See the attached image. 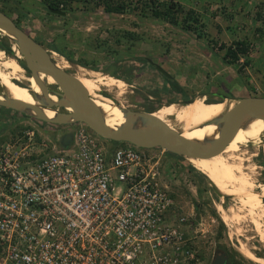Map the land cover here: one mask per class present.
Here are the masks:
<instances>
[{"label": "rangeland", "instance_id": "rangeland-1", "mask_svg": "<svg viewBox=\"0 0 264 264\" xmlns=\"http://www.w3.org/2000/svg\"><path fill=\"white\" fill-rule=\"evenodd\" d=\"M7 1L14 9H19L24 14L18 22L19 27L32 38L46 43L54 36H63L61 50L64 56L49 50L54 53L50 56L55 64L67 66L63 70L72 75L81 74L79 70L92 71L77 64V59L81 55L87 60H96L97 72L101 75L117 80L123 86L120 95H117L114 88L107 90L100 87L98 91L100 95L110 98L116 106L148 113V111H154L168 103L176 105L185 103L174 100L177 97L173 98L169 91L162 92L165 85L163 76L161 77L147 63L125 57L114 63L112 57L105 56L101 52L85 51L84 45L88 40L96 37L104 39L108 36L107 31L113 30L131 31L145 37L148 41L140 44L136 51L132 52V55L160 66L168 75L179 74L182 71L184 74L189 72L194 79H197L200 86L197 85V81H189L188 84L196 85V87H202L204 78H206V84L211 85L210 89L207 86L204 89L209 90L208 93L204 92L205 90L200 92L205 93L207 102L225 101L228 104H234L239 98L264 97V61L262 62L264 58H260L264 57V32L261 36L253 35L254 37L258 36V43L255 44L254 51L249 56V65L242 68V59L233 66H224L220 62L219 56H214L207 48L209 39L221 38L230 43L235 38L250 39L252 36L250 28L239 29L241 22L245 23L240 16L234 19L227 31L221 25L225 29L224 32H217L214 26L220 23L219 19L216 20L217 17L229 18L228 15L234 12L227 9L231 7L227 5L229 0H177L182 5L195 9L200 15L203 25L199 28V31L203 32V37L201 36L200 39L192 32H184L165 23L138 18L130 13L106 15L98 10L86 12L78 4L74 6L71 13L60 17L47 14L36 0H18V3H15L16 0ZM254 2L258 7L264 0H254ZM199 3L200 7L197 8ZM223 7H226V10H222ZM1 11L5 15H10V12L5 9H1ZM249 13L252 12L249 11ZM249 15L247 20L252 18L253 13ZM11 18L14 19V16ZM237 20L240 21V24L235 26ZM247 22L253 25V22ZM2 38L5 39L7 48L11 49L13 45L0 33V40ZM109 43L111 44V39H109ZM2 53L8 64L0 66V68L20 67L13 59L12 51H10V55L3 51ZM66 59H69L70 62ZM259 60L261 61L256 63ZM18 61L22 62L21 59ZM239 68L241 71L237 72ZM205 70L208 72L207 77L204 76ZM23 73L27 76V72L23 70ZM209 79H211L210 82H208ZM151 91H157V95H151ZM0 93H3L1 86ZM189 96L191 95L185 94L183 97L189 101L191 100ZM184 98L182 100H185ZM194 98H198V96H193L192 99ZM166 121L178 131L179 126L171 117H168ZM16 126L28 127L35 131L28 151L39 154V156L50 154L53 146L61 148L62 139H67L69 136L66 125H51L33 121L28 117H20L14 111L0 107V137L2 135L11 137L10 129H15ZM263 145L264 133L259 142L245 143L239 147L237 153L244 160L243 166H254L251 178L255 184L264 182ZM127 146L120 145V147ZM146 152H154L159 157L162 182L168 187V194L174 196L175 215L184 217L185 224L190 228V235L193 237L195 247L199 250L198 264H211L215 250L226 254L227 264H258L241 253L238 250L239 245H242L254 256L264 258V244H259L253 227L244 214L241 213V219L226 226L218 213L220 206L224 209L236 207L233 197H228L226 191L223 192V195L220 194L205 176L196 171L183 157V159L175 158L165 152L160 154L158 150L154 149H147ZM245 158L247 159L245 160ZM261 200L264 205V198Z\"/></svg>", "mask_w": 264, "mask_h": 264}, {"label": "built area", "instance_id": "built-area-1", "mask_svg": "<svg viewBox=\"0 0 264 264\" xmlns=\"http://www.w3.org/2000/svg\"><path fill=\"white\" fill-rule=\"evenodd\" d=\"M66 127L46 156L32 129L0 143V264H198L159 157Z\"/></svg>", "mask_w": 264, "mask_h": 264}, {"label": "water", "instance_id": "water-1", "mask_svg": "<svg viewBox=\"0 0 264 264\" xmlns=\"http://www.w3.org/2000/svg\"><path fill=\"white\" fill-rule=\"evenodd\" d=\"M51 14L63 17L64 13L51 10ZM0 31L16 48L27 77L32 79L39 94L29 92L35 105L16 102L6 96L0 100V107L17 113L33 121L51 125L83 124L96 136L115 143H127L140 149H161L184 159H203L223 151L239 129H244L251 121L260 120L264 126V97H244L210 120L207 125L214 127L213 136L197 139L183 138L170 129L151 113L133 111L116 107L122 122L114 128L108 127L101 111L93 105L75 77L56 66L48 50L39 45L32 37L0 11ZM7 50L10 52L11 49ZM149 65L152 62L147 60ZM154 70L162 76L167 74L157 65ZM39 75L44 76L41 80ZM50 77L54 85H47L45 78ZM48 96L55 97L50 101ZM192 102V99L184 102ZM48 108L55 111L53 119H46L41 111ZM70 110V111H66ZM31 112L28 114L27 112ZM211 264H226L224 253L216 252Z\"/></svg>", "mask_w": 264, "mask_h": 264}, {"label": "bare ground", "instance_id": "bare-ground-1", "mask_svg": "<svg viewBox=\"0 0 264 264\" xmlns=\"http://www.w3.org/2000/svg\"><path fill=\"white\" fill-rule=\"evenodd\" d=\"M0 33L2 34L1 31ZM11 50L13 54L19 57L17 61L20 60L21 57L16 51V48L12 46ZM7 62L6 57L0 50V66H6L5 64H8ZM56 66L62 70L67 68L65 65L61 66L56 64ZM79 71L81 74H74L73 76L82 86L93 105L101 111L105 124L110 128L119 125L122 122L121 113L117 108L119 106L116 107L110 98L100 95L98 91L100 87L106 88L107 90L114 88L117 91V95H120L123 86L114 78L101 75L97 71ZM39 77L41 80H44V76L39 75ZM45 81L47 85H54L50 77H46ZM0 86L3 88V93H0V100H2L3 96H6L16 102L35 105L29 92L31 91L38 95L39 90L32 79L24 75L20 67L0 68ZM48 99L50 101H55V97L48 96ZM232 105L233 104H228L225 101L207 102L204 97H198L192 99V102L184 105L168 103L158 107L150 113L170 129L176 131L173 126L166 121L168 117H171L179 126L176 132L183 138L200 140L214 135V127L212 125H207V123ZM41 111L46 119H53L56 113L48 108H42ZM27 113L31 114L29 111ZM263 133L264 126L262 122L260 120H254L251 121L246 128L239 129L226 148L220 153L203 159L186 158V161L196 171L205 176L220 194L223 195V192L226 191L228 197L234 198L236 203L235 208L227 207L224 209L221 206L219 207L218 213L224 220L225 225L230 226V224L241 219V213L244 214L253 227V232L258 238L259 244H264V212L257 206L249 185V182L252 180V172L255 168L252 165L243 166L244 160L241 158V155L237 153L239 152V147L245 143L259 142ZM262 150L264 151V145ZM246 159L247 158H245V160ZM238 250L245 254L251 261L264 264V258L254 256V254H251L242 245H239Z\"/></svg>", "mask_w": 264, "mask_h": 264}, {"label": "trees", "instance_id": "trees-1", "mask_svg": "<svg viewBox=\"0 0 264 264\" xmlns=\"http://www.w3.org/2000/svg\"><path fill=\"white\" fill-rule=\"evenodd\" d=\"M36 2L47 14H51V10H58L63 12L66 16L68 13H71L74 10L75 5L79 4L81 6L80 8H82L86 12H94L98 10L106 15H123L125 13H130L138 18H146L156 23H165L173 27H177L184 32H192L198 39L203 37V32L199 31V28L203 27L200 20V15L194 9L182 5L177 0H36ZM15 3H18V0H16ZM1 9L9 11L10 15L6 16H8L14 22V24L19 27L18 22L21 20L24 14L21 13L19 9H14L11 5H9L7 0H0V11ZM11 16H14V19H12ZM246 16L247 14L245 15V17ZM251 19L254 22V27L251 25H249L250 27L247 26L251 29L252 32V36L250 37V39L235 38L232 39L230 43L225 42L221 38L207 40V42H209L207 44V48H209L214 56H219L222 65L233 66V64H235L240 59L243 60L241 68L243 66L249 65V56L254 51L255 44L258 43L257 38L264 32V2H260V5L256 7ZM225 28L226 30L229 29V27ZM244 29H246V26H244ZM23 31L26 32L25 30ZM254 34H257L258 36L256 35L257 37H254ZM107 35L108 36L104 39H99L98 37H96L95 39L88 40V42L84 45L85 51L101 52L105 56L112 57V62L114 63L122 60L123 57L130 59L134 58L136 61L147 63L146 59L135 57L132 55V52H135L136 48L140 44H144L148 41L145 37L139 35L138 33L126 30L107 31ZM63 39V36H54L50 41L46 43L40 40H34L39 45L43 46L44 49H48L58 55L64 56V53L61 50V43ZM109 39H111V44L109 43ZM7 46L8 45L6 44L5 39L2 38L0 40V50L5 54L10 55L11 53L7 50ZM13 59L25 72H27L23 66V63L17 61L18 57L15 54H13ZM77 60V64L82 68H89L93 71L98 70L96 60H87L84 58V56L81 55ZM261 60L257 61L256 63L260 62ZM66 61L70 62L69 59H66ZM152 64L156 65L154 63ZM147 65L149 64L147 63ZM153 65L149 66L153 68ZM241 68H239L237 72H240ZM163 78L165 81V85L163 86L162 92L165 93L166 91H168V89H171L181 96L179 99L174 100L183 101L182 99L185 95L184 92H182V90L171 78H169L168 75L166 77L163 76ZM150 94L156 96L157 91H151ZM189 97L190 99H192L193 95ZM150 112L152 111H148V113ZM17 114L20 117H25L20 113ZM25 130H28V127L16 126L15 129H10L11 137L2 135L0 137V143L5 140L13 141V139L19 137ZM108 142L112 143L114 146L117 145L115 142ZM120 145H127V143H120L119 146ZM154 150L159 151V149ZM165 153L169 156L183 159L180 156H176L167 152ZM172 198H174V196Z\"/></svg>", "mask_w": 264, "mask_h": 264}, {"label": "crops", "instance_id": "crops-1", "mask_svg": "<svg viewBox=\"0 0 264 264\" xmlns=\"http://www.w3.org/2000/svg\"><path fill=\"white\" fill-rule=\"evenodd\" d=\"M227 5L231 6V7H228L227 9L228 10L230 9L231 11H234V12H232V13H230L228 15L229 18H225V17H220L219 18V17H217L216 20H218V19L220 20L219 21L220 23H218L217 26L214 25V26H216L215 28H216L217 32H219V33L224 32V30L226 29L225 27H228V26L232 25L233 22H234V19L236 17L239 18V16L241 17L242 21L244 20L245 23L241 22V24H240L239 23L240 21L237 20L235 26H237V24H240L239 25L240 26L239 29H242V30H244V26H246V29L248 27H250L249 25H251V24L248 23L247 21L253 22V20L251 19V17L248 18V20H247V17L250 16L249 14H252V13L255 12L256 5H255L254 0H229V2L227 3ZM199 7H200V3L197 5V8H199ZM189 8H191V7H189ZM191 9H193V8H191ZM221 9L222 10H226V7L225 8L223 7ZM249 11H251L252 13H249ZM246 14H247V16L245 17ZM209 22H211V21H209ZM221 25H223L225 29ZM253 25H254V22H253ZM253 25H251V26H253ZM225 31H227V30H225ZM260 58L263 59L264 57L262 56ZM263 61H264V59H263ZM207 73L208 72L205 70L204 76L207 77ZM168 76H169V78H171L176 83V85L182 90V92H184V94H190V95H193V96L204 97V98L207 97L205 95V93H204V92H207L208 93V91H209V90L207 91L206 89H204V88H207V86H209V84L208 85L206 84V78H204V82H203L202 87H196V85H190V83L188 84L189 81L190 82L197 81V79H194V77L189 72L184 74V72L182 71L179 74H173V75L171 74V75H168ZM210 81H211V79H209L208 82H210ZM200 82H201V80H200ZM197 85L200 86L199 83H198V81H197ZM210 86H209V89H210ZM168 91H169V94H171L173 98H176L177 97L176 99H178V98L181 97L178 93L174 92L171 89H168ZM200 91H204V92H200ZM61 142H62V146H63V145L69 144L70 141H69V139H62Z\"/></svg>", "mask_w": 264, "mask_h": 264}, {"label": "flooded vegetation", "instance_id": "flooded-vegetation-1", "mask_svg": "<svg viewBox=\"0 0 264 264\" xmlns=\"http://www.w3.org/2000/svg\"><path fill=\"white\" fill-rule=\"evenodd\" d=\"M187 101L188 100L185 99V100H183V103L187 102ZM250 189H251V192L253 194V197L255 198V202H256L257 206L260 207L262 209V211L264 212V205H263L262 200H261L262 198H264V195H263L264 194V184H263V182L255 184L251 180L250 181ZM216 252H220V251L219 250H215V254H216ZM220 253H223V252H220ZM226 264H227V257H226Z\"/></svg>", "mask_w": 264, "mask_h": 264}, {"label": "clouds", "instance_id": "clouds-1", "mask_svg": "<svg viewBox=\"0 0 264 264\" xmlns=\"http://www.w3.org/2000/svg\"><path fill=\"white\" fill-rule=\"evenodd\" d=\"M21 29H22V28H21ZM48 52H49L50 54H54V53L50 52L49 50H48Z\"/></svg>", "mask_w": 264, "mask_h": 264}]
</instances>
